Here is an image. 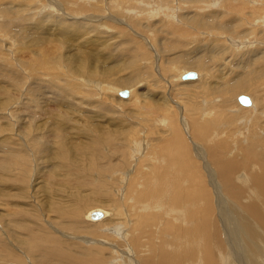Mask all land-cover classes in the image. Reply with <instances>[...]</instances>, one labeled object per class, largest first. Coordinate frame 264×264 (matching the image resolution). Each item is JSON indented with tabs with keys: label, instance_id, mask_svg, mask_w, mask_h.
I'll return each mask as SVG.
<instances>
[{
	"label": "rangeland",
	"instance_id": "1",
	"mask_svg": "<svg viewBox=\"0 0 264 264\" xmlns=\"http://www.w3.org/2000/svg\"><path fill=\"white\" fill-rule=\"evenodd\" d=\"M242 1L249 5L33 0L26 11V1L0 0V264L143 262L144 251L125 235L136 221L131 182L147 149L166 134L158 127L165 117L206 174L215 206L210 220L220 208L231 218L237 202L217 178L204 142L195 140L198 128L210 125L203 137L217 131L212 138L237 160L241 179L252 187L251 176L264 190V0ZM182 71L200 79L177 80ZM120 89L135 96L124 99ZM241 94L256 107L239 103ZM247 206L243 217L260 214L264 221L258 200ZM220 240L230 245L228 264H247L244 245Z\"/></svg>",
	"mask_w": 264,
	"mask_h": 264
},
{
	"label": "bare ground",
	"instance_id": "2",
	"mask_svg": "<svg viewBox=\"0 0 264 264\" xmlns=\"http://www.w3.org/2000/svg\"><path fill=\"white\" fill-rule=\"evenodd\" d=\"M23 1H26V11L28 9L30 10L29 5L31 4H28L27 2H32L33 0ZM6 2L7 1L1 3ZM240 2H242V4L245 3L244 6L249 5L246 1L240 0ZM33 5H31V8ZM76 5L80 9H82L83 7V4L81 3H76ZM258 8H260V6H258ZM26 13L27 12H24L22 14ZM2 28L5 27L3 26ZM178 28H180V30L188 29L184 28V26H178ZM185 73L187 72H180L176 79L184 80L181 77H183ZM199 74L200 73H198V77H196V79H200ZM120 90H118V93ZM239 92L244 93L245 91ZM129 93L131 94H129L130 97L128 98L129 100H131L135 95L131 90L129 91ZM247 97L250 99L251 107H256L255 100L253 98L251 99L249 96ZM123 98L125 99L127 97ZM216 98L217 97L210 100L211 105ZM210 102L208 104H210ZM215 103L217 104L218 102ZM250 105H245V108L249 109ZM172 107L176 113L178 120L177 109L175 106ZM208 109L209 106L207 107L205 112H209ZM167 113L171 114V110L169 108L167 109ZM185 114L187 115V117L192 115L187 109L186 105ZM193 118L194 117L192 115L191 119ZM170 119V116L169 120L166 117L164 120L160 119L158 127H160L163 132H166V134L158 141V144L151 145L150 149H147L148 152L146 153L144 158L140 159L142 170L140 171L137 179L136 175L134 178H132L130 175L133 181L131 182V190L130 188L129 190L130 193L133 192L132 194L134 202L132 201L133 203L131 204V208L134 212H129L130 209H128V204H126V207L128 209V212L135 216L136 221L132 222V225H130L131 231H128V234L125 235L129 237L127 238L129 239V242H135L136 244H138V248H141L144 251V254L142 253L143 262H141L140 264H228V258L226 259V252L230 248V245L228 246L229 248L224 246L225 242L220 240L221 236H226L232 243H235V249L236 247L239 248L244 245L243 250H245V252H243L242 249L241 252H243L247 257V264H264V221L262 219V216L260 214H256L255 216H253V218L243 217V214H246V211L250 209L248 208L247 204H251L256 200H258V207L262 208L261 212L264 217L263 188L257 185L255 179L251 176L247 175V179H249L250 177L249 181L252 184V187L250 186V184H246V179H241L242 174L239 167L235 168L234 166L235 164L236 166H239L237 160L229 155V150L225 149L222 141H218L219 139L212 138L213 134H217V131H215L212 135L209 134L207 137H203L201 136V133L204 132L206 128H209L210 125L208 124L198 128L196 130L199 131L197 133V137L194 134L195 140H201L204 142L205 146L207 147L205 149L208 152V156L215 161L216 166L214 164L213 165L215 173L217 174V178L219 179L220 183L223 182L224 187L229 194V197L236 199L235 202H237V208L234 209L235 214L231 212L229 213V216H231L232 219L226 218L225 220L224 216L226 215V212H224V208H220V211L216 210L215 212L218 214L216 215L218 216L217 220H210L213 210H215V206L214 203H212L213 200L211 198V189L206 182V174H204L201 166H198V163L194 159L188 144L186 145L182 137V133L180 132L178 125L175 124L174 126V121ZM151 123L152 122H150V124ZM179 125L182 129L180 122ZM171 128L173 129L170 135V139H168L166 142L163 141L166 135H168L171 131ZM141 144L142 143L140 142V144L137 145ZM192 144L194 148L200 147L197 143L196 144L198 147L196 146V144H194V142ZM243 150L244 155H246V150L244 148ZM137 152L138 150H136V153ZM145 152L146 151H144V153ZM170 154L172 155V162L174 164H171V162H169L166 157ZM197 158H199V156ZM202 166L204 167V165ZM205 168L207 167L205 166ZM240 179L242 180V182L241 184H238L237 181H239ZM262 181L264 183L263 179ZM119 184H121V182ZM132 187H134L135 191L132 190ZM253 191H255V194L253 193ZM127 198L128 195H126V200H124L128 203L127 200L129 199ZM118 213L120 214L121 218H116V221H118L119 224H122V222L120 221L124 219V213L122 211ZM113 214L116 215V213ZM125 218H128V216L125 215ZM235 221L238 222L237 225L234 224ZM125 223H127V221H125ZM222 224H225L230 230H226V228L221 230ZM119 227L121 226L115 228L117 232L118 229L122 230V228ZM237 227H240V229L238 230ZM136 228H140V231L138 232ZM122 232L124 233V230H122ZM121 237H123V234H121ZM123 243L124 242H122V244ZM126 247L128 246L126 245ZM133 251L136 258L138 252L136 253L134 248ZM122 258L124 257L122 256ZM229 258L231 259V256H229ZM120 259L121 258H119V260ZM104 263L105 258L99 257L97 264ZM133 263L134 262H131L130 264ZM230 263L234 264L231 260Z\"/></svg>",
	"mask_w": 264,
	"mask_h": 264
},
{
	"label": "water",
	"instance_id": "3",
	"mask_svg": "<svg viewBox=\"0 0 264 264\" xmlns=\"http://www.w3.org/2000/svg\"><path fill=\"white\" fill-rule=\"evenodd\" d=\"M196 77H197L196 72L189 71V72L185 73L182 78L184 80H187V79H194ZM129 94L130 93H129L128 89H124V90H120L119 91V95L122 96V97H128ZM237 100H238L239 103H241L243 105H250L251 104L250 99L246 95H243V94L239 95L237 97Z\"/></svg>",
	"mask_w": 264,
	"mask_h": 264
}]
</instances>
